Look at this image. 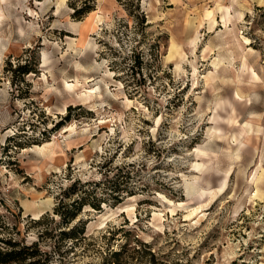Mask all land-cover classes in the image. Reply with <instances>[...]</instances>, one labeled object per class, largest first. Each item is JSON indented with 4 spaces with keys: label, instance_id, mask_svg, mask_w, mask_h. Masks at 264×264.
I'll list each match as a JSON object with an SVG mask.
<instances>
[{
    "label": "rangeland",
    "instance_id": "1",
    "mask_svg": "<svg viewBox=\"0 0 264 264\" xmlns=\"http://www.w3.org/2000/svg\"><path fill=\"white\" fill-rule=\"evenodd\" d=\"M81 192L69 264H264V0H0V237Z\"/></svg>",
    "mask_w": 264,
    "mask_h": 264
},
{
    "label": "trees",
    "instance_id": "2",
    "mask_svg": "<svg viewBox=\"0 0 264 264\" xmlns=\"http://www.w3.org/2000/svg\"><path fill=\"white\" fill-rule=\"evenodd\" d=\"M32 69L34 67L27 68L24 64L19 65L14 70L29 72ZM86 193H79L70 204L61 198L54 207V214L45 212L39 218L33 220L35 224H45L50 221L54 223V227H45L39 233L40 237L37 239L28 241L12 234L1 236L0 264H69L72 261L69 252L73 250L78 242L80 232L83 234L85 232L84 221L81 219L75 221V219L82 206L89 201ZM90 203L96 208L101 207L100 202L90 201ZM13 228H16L17 233H20L17 224ZM135 239L136 245L139 246L135 249H138V251L142 249L145 254H150L146 264H156V250L152 248V244L138 237ZM42 240H45V243ZM130 243L126 241L120 248H109L105 256V264H127L129 260L121 257L124 252L130 249Z\"/></svg>",
    "mask_w": 264,
    "mask_h": 264
},
{
    "label": "bare ground",
    "instance_id": "3",
    "mask_svg": "<svg viewBox=\"0 0 264 264\" xmlns=\"http://www.w3.org/2000/svg\"><path fill=\"white\" fill-rule=\"evenodd\" d=\"M220 8H222V6H221ZM227 14H229V12L226 13V14H225V13L222 14V17H223V19H224V22H226ZM172 48H173V50L171 51V53L173 54L174 51H177V48H176L175 44L172 45ZM256 75H257V74H256ZM206 77H207V76H206ZM207 78H208V77H207ZM68 86H69V88L74 89V88L76 87V84H75V83H73V84H72V83H68ZM238 94H239V93H238ZM88 95H89V97H90V96H91V93L88 94ZM225 103H226V101H222V100H217V101H215V109H218L220 106L223 107ZM223 108H224V107H223ZM211 118H212L213 120L217 121V120L220 118V114H219L218 112H214V114L212 115ZM213 128H214L213 133H215V132L221 130V128H220L219 126H217V125H214ZM236 140H237V149H238V147H239V145L242 143V141L239 140L237 136H236ZM43 147H44V146H42V147H41V146H38L39 149H43ZM201 152H203L202 149L199 150V153H201ZM238 156H239V154H238V152H236V153H235V157H238ZM194 166H195L196 168H198L199 170H201V171H203V170L205 169V168H204L205 163H203V162L196 161V162L194 163ZM226 184H227L226 181H224V182H223V185H221L220 189H221L222 191H221V194H220V195H223V194L226 192V190H225V188H226ZM190 185H191V188L194 189L197 198H201V197H203L204 195H207V194H209V195H210V194H212V195L214 194V191H213L210 187H208V186H204V185H202V184L194 183V182H192ZM255 194H256V195H261V193L259 192V190H257V192H255ZM201 205H202V203H201L198 207L194 208V209H193V212L196 211ZM41 213H42V212H40V211L35 212V213H34V217H36V218L39 217Z\"/></svg>",
    "mask_w": 264,
    "mask_h": 264
}]
</instances>
